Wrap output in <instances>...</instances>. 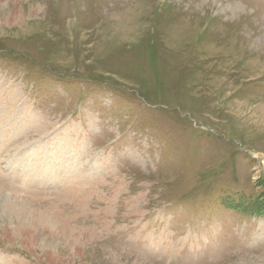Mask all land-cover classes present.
<instances>
[{"label": "rangeland", "instance_id": "rangeland-1", "mask_svg": "<svg viewBox=\"0 0 264 264\" xmlns=\"http://www.w3.org/2000/svg\"><path fill=\"white\" fill-rule=\"evenodd\" d=\"M0 264H264V0H0Z\"/></svg>", "mask_w": 264, "mask_h": 264}]
</instances>
